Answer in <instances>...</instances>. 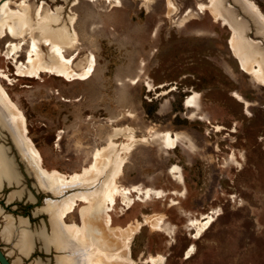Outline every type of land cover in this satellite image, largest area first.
Instances as JSON below:
<instances>
[{
  "label": "rangeland",
  "instance_id": "1",
  "mask_svg": "<svg viewBox=\"0 0 264 264\" xmlns=\"http://www.w3.org/2000/svg\"><path fill=\"white\" fill-rule=\"evenodd\" d=\"M6 1L15 11L25 2L34 26L41 14H58L60 25L55 28L70 27L73 18L81 43L68 57L96 60L94 76L87 82L69 83L49 74L29 81L17 76L15 64L4 58L9 42L0 45V70L10 75L4 87L26 117L28 136L41 153L43 167L82 174L95 163L96 153L114 141L112 160L119 163L126 157L118 186L163 195L143 197L128 211L119 200L110 213L118 231L105 228L106 215L88 219L102 231L107 252L115 254L132 236L129 264H150L147 260L160 257L164 264H264V84L241 68L232 51V30L210 10L201 9L210 0H155L149 7L121 0L118 9L79 0ZM169 1L176 7L173 14ZM251 1L264 13V0ZM226 2L250 23L249 38L264 46L242 7ZM37 40L29 36L21 62L16 60L26 62ZM44 50L49 54L51 49ZM194 93L198 104L190 110L185 104ZM116 130L120 135L114 136ZM168 134L178 137L171 151L165 143ZM0 148L18 178L5 180L0 190V232L6 216L15 223L14 238L0 237L8 259L14 264L84 262L83 256L72 261L79 250L73 239L62 241L65 249L59 252L61 239H52L55 224L42 210L47 199L56 198L37 186L1 120ZM173 166L181 169L183 183L170 173ZM104 177L80 191L98 190ZM86 205L79 203L66 224L82 227ZM203 215L214 222L196 238L193 222L202 221ZM23 220L29 255L17 245ZM191 247L194 252L187 259ZM116 262L112 264H121Z\"/></svg>",
  "mask_w": 264,
  "mask_h": 264
},
{
  "label": "bare ground",
  "instance_id": "2",
  "mask_svg": "<svg viewBox=\"0 0 264 264\" xmlns=\"http://www.w3.org/2000/svg\"><path fill=\"white\" fill-rule=\"evenodd\" d=\"M83 1L98 6L102 4H107L108 6L112 5V9H118L123 6L121 0H79L78 4ZM99 1L101 2L98 3ZM138 1L143 2L144 7H149L151 3L155 2V0ZM233 1L239 4L244 14L251 18L254 27H256V35L264 40V13L260 7L251 0ZM3 2L4 4L0 11V45L4 40L9 42V51L3 56L9 64H15L17 76L28 80H39L42 79L44 75L49 74L52 79H64L69 83L87 82L92 79L96 67V60L94 57L91 59L85 57V59L80 62H77L76 56L73 58L70 56L68 57L70 51H77L81 43L80 34L76 30L77 22L73 18H70V27L65 25L62 28H55L60 25V16L54 13H47L44 16L41 14L38 16L39 21L34 26L32 20L33 13L25 2L20 4V10L18 11L11 9L10 1L0 0V4ZM209 3L208 6L202 5L201 9L204 11L210 10L216 20L222 21L232 30V51L239 61L241 68L249 76L253 77L255 81L264 84V46H261V41H255L249 38L248 33L249 30H251L250 23L240 18L235 8H229L227 6L229 4L226 0H210ZM169 5L171 7V14H173L176 7L170 1ZM190 15L191 13L189 12L185 22H189L187 17ZM29 36L30 39H38L37 41L39 43L36 41L33 43L26 56V62L20 63L21 60L19 57H21L20 54L23 52L27 44L25 41L27 38L29 39ZM45 48L51 49L49 54L44 53ZM17 57L20 62L18 59L16 60ZM9 80L10 75L1 69L0 120L8 126L13 143L20 153L23 162L26 163L29 172L31 175H34L37 186L44 193L50 194L56 198V200L47 199L42 210L52 218L55 224L54 236L52 239L54 243H59L58 239H61L62 246H59V252L65 249L63 242L68 241V238H70L75 242V249H79L74 251L75 253H73V256L71 255L72 261L74 259L78 261L82 258L80 256H83L84 262L81 260L80 264H112L113 262L117 263L116 261L121 262V264H129L132 236L123 240L121 249H119V247L117 249L118 252L115 254L111 253V255L107 252V247L104 245L106 241L102 231L99 228L91 226L88 223V219H95V217H104L106 215L105 228H108L109 231H118L120 230L119 227L112 226L113 219L110 213L115 210L119 200H121L122 205L125 207V211H128L133 208L136 201L142 200L143 197L149 199L152 195L156 194L158 198H162V193L153 192L150 189L144 190L137 187L126 188L118 186L116 180L122 174L126 157L123 158L121 162L119 160V163L112 160L111 154L117 146L114 141H110L105 148L96 153L95 163L91 168L85 169L82 174L65 175L54 170L47 171L43 167L41 153L34 147L33 142L28 136V124L25 115L16 104L12 102L9 93L4 87L6 81ZM137 82L138 80H134L133 83L137 84ZM198 98L199 95L197 93L188 97L185 104L186 108L190 110L196 109ZM236 98L239 102H244L240 97L236 96ZM220 130H224V127H221ZM217 131L219 132V130ZM119 133L120 131L116 130L114 136ZM177 139L178 137H174L170 134L165 136V143L170 151L177 147ZM129 149L127 148V150ZM119 158L122 157L120 156ZM107 169H109V173L106 172ZM170 173L173 174L174 178L178 179L180 183H183V175L178 166H173ZM16 175L14 164L8 160L6 154L0 148V190L2 186H4L3 182L5 180H9L10 183L14 180H18ZM104 175L105 177L98 190L80 191L84 187L93 186L96 181ZM72 191L74 192L67 196V193ZM133 193L136 194L134 198L132 197ZM15 194L16 192H13V195ZM13 200L14 198L12 197L11 201ZM79 203L87 204L82 213V227L76 225L69 226L66 224V219L75 212ZM201 219L202 221L196 220L193 222L195 226H198L196 238L201 236L202 232L208 229L214 222V218L207 215H203ZM14 224L13 218L11 216H6L5 227H3L0 232V237L6 240L12 237L14 238ZM20 224L22 227L20 226L19 229L17 245L20 246L22 254L29 255L30 243L28 242L29 239L25 232L27 230L26 223L23 220L22 222L20 221ZM107 246H112V243ZM193 252L194 248L191 247L187 252L186 258H191ZM20 261L21 260H16L15 264H19ZM67 261L66 259V264ZM147 263L164 264V259L161 257L150 258V260H147Z\"/></svg>",
  "mask_w": 264,
  "mask_h": 264
},
{
  "label": "water",
  "instance_id": "3",
  "mask_svg": "<svg viewBox=\"0 0 264 264\" xmlns=\"http://www.w3.org/2000/svg\"><path fill=\"white\" fill-rule=\"evenodd\" d=\"M0 264H13L4 253L2 247L0 246Z\"/></svg>",
  "mask_w": 264,
  "mask_h": 264
}]
</instances>
